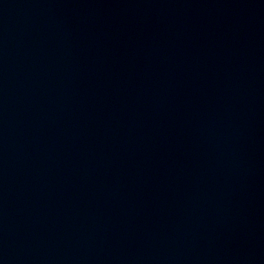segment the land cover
Instances as JSON below:
<instances>
[{
    "label": "water",
    "instance_id": "1",
    "mask_svg": "<svg viewBox=\"0 0 264 264\" xmlns=\"http://www.w3.org/2000/svg\"><path fill=\"white\" fill-rule=\"evenodd\" d=\"M0 264H264V0H0Z\"/></svg>",
    "mask_w": 264,
    "mask_h": 264
}]
</instances>
